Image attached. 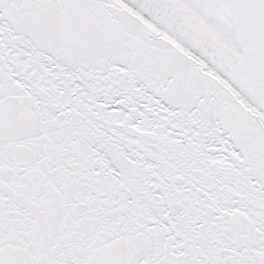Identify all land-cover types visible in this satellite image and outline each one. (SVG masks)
Returning <instances> with one entry per match:
<instances>
[{"label": "snow or ice", "instance_id": "1", "mask_svg": "<svg viewBox=\"0 0 264 264\" xmlns=\"http://www.w3.org/2000/svg\"><path fill=\"white\" fill-rule=\"evenodd\" d=\"M0 264H264V0H0Z\"/></svg>", "mask_w": 264, "mask_h": 264}]
</instances>
